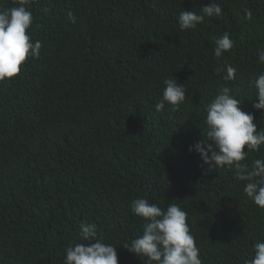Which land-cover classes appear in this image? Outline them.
I'll return each mask as SVG.
<instances>
[{"label": "trees", "instance_id": "trees-1", "mask_svg": "<svg viewBox=\"0 0 264 264\" xmlns=\"http://www.w3.org/2000/svg\"><path fill=\"white\" fill-rule=\"evenodd\" d=\"M212 2L31 0L27 32L42 43L40 55L0 81V134L10 143L0 148V264H64L65 248L83 242L82 222L117 246L118 264H147L121 245L142 235L136 198L184 209L203 264L254 257L264 209L234 167L210 168L189 147L211 143L206 109L225 86L264 130V110L253 107V81L264 72V0H215L221 17L180 30L181 11L203 14ZM224 34L234 46L215 58ZM225 65L237 69L235 79L215 75ZM168 78L184 84L186 99L158 112ZM257 158L264 145L244 162L251 168Z\"/></svg>", "mask_w": 264, "mask_h": 264}, {"label": "clouds", "instance_id": "clouds-1", "mask_svg": "<svg viewBox=\"0 0 264 264\" xmlns=\"http://www.w3.org/2000/svg\"><path fill=\"white\" fill-rule=\"evenodd\" d=\"M30 3L31 0H20L17 6L0 7V81L17 76L27 58H38L40 55L42 43L38 40L33 42L27 32L33 22ZM201 13L181 11L178 18L180 30L196 28L205 15L219 18L223 10L213 0L201 7ZM247 15L251 18L250 12ZM233 46L234 42L228 34L216 38L214 57L221 58ZM258 58L260 63H264V51L258 53ZM236 72L237 69L231 65L215 69L217 76L224 73L222 78L226 82L235 79ZM163 83V94L155 109L162 111L168 104L176 110L186 99L184 84L172 78L165 79ZM253 84L258 99L253 107L264 110V72L256 76ZM239 105L240 101L231 95L229 87L219 88L206 109V136L211 143L202 139L190 146L189 151L195 150L210 168L213 165L234 167V178L247 182L244 193L255 205L264 209V159H255L251 168L244 162L250 151H258L264 145V130L257 131L254 116L242 111ZM9 145L6 133H1L0 148ZM131 209L145 222L142 235L131 243L121 244L125 249L146 258L147 264H203L187 223L188 213L178 204L170 203L164 209L146 198H136L131 202ZM80 229L83 242H71L65 248L64 264H118L117 246L104 241V237L98 234L96 223L82 222ZM253 248L254 257L247 264H264V241L255 242Z\"/></svg>", "mask_w": 264, "mask_h": 264}]
</instances>
